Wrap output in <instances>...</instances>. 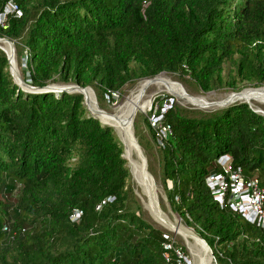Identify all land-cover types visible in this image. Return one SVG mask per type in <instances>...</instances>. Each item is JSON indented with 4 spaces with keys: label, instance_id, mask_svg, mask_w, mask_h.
<instances>
[{
    "label": "trees",
    "instance_id": "trees-1",
    "mask_svg": "<svg viewBox=\"0 0 264 264\" xmlns=\"http://www.w3.org/2000/svg\"><path fill=\"white\" fill-rule=\"evenodd\" d=\"M13 1L22 16H9L0 36L35 87L59 70L108 93L161 72L208 90L225 65L264 82V0ZM164 120L172 132L157 146L172 212L216 264H264V228L221 208L206 182L228 157L264 187V116L235 102L204 117L169 108ZM123 152L82 94L21 90L0 50V264H178L173 250L163 256L169 234L144 219L127 185Z\"/></svg>",
    "mask_w": 264,
    "mask_h": 264
},
{
    "label": "rangeland",
    "instance_id": "rangeland-1",
    "mask_svg": "<svg viewBox=\"0 0 264 264\" xmlns=\"http://www.w3.org/2000/svg\"><path fill=\"white\" fill-rule=\"evenodd\" d=\"M0 38H7L2 37ZM9 39V38H8ZM10 40V39H9ZM2 41V40H1ZM11 41V40H10ZM5 42V41H3ZM13 42V41H12ZM7 43V42H5ZM3 44H0V50H2L6 55L8 52ZM14 50V68L16 75H12L14 82L19 86L22 90L25 87H22L18 83V80L21 78L24 81L23 76H25L24 72H22V61L23 55L19 54L16 51V48L13 44ZM8 58V56H7ZM9 61V60H8ZM10 65V71L12 70V60ZM58 71V72H57ZM53 76L47 81V86H50L55 90H64L69 94L72 93H80L84 97V105L86 106L90 115L95 118H98L102 124L108 125L112 127L119 138V140L123 144V157L126 159V165L130 169V178L128 180L127 185L133 190L136 199L139 201L142 207V214L146 221L151 223L153 226L162 229L164 232L168 233L171 239L174 240L175 244L181 251L184 252V255L187 257L188 264H202V259L196 257L194 253L200 254L198 247L193 244L192 240H186L181 234L171 231L169 228L164 226L162 223L158 210L160 209L162 213L176 226H180L182 229L189 231L196 235L193 229L189 228L180 217H178L175 213L172 212L171 208L168 205L166 200L165 191L163 188V182L160 176L161 169V157L159 154L158 146L153 139V134L149 130L148 127V117L151 110H154L156 107L161 106L162 104L169 102L171 103V110L178 112L181 116L185 117H204L210 113H214L219 111L220 109L226 107L235 102H245L249 104V106L257 113H260L264 116V96H254L252 101H244V100H235L233 102L227 104H220L219 102L225 99L228 95L231 94H241L244 91L248 90H259L264 88V82L259 85L255 83L244 80L243 77L238 76L236 72L225 65L221 71L220 78L218 80L219 86L217 88H212L208 90H204L200 88V86L195 83L189 76L180 77L175 73L171 72H161L152 78L146 77H134L132 81L128 82L124 85V87L115 91V94L102 92L99 88L95 87L92 83L82 82L77 84L73 82L70 78L65 79V75L61 74L59 70H57ZM27 75H29L27 73ZM161 78L164 80H168L169 82H175L183 87L186 93L190 94L194 97L203 98L205 101L209 102V107H201L195 104H192L184 99L179 98L177 95L172 93L166 85L153 83L144 89L142 102L145 101L144 105L138 110L137 114L133 118V122L131 124L132 136L134 137V141L137 145V150L134 153L133 157L136 163L135 167L139 168L141 176L152 180L151 191L141 185L138 179L135 177L132 171V164L126 155V149L124 146V140L121 134L110 124L104 123L95 113L92 111L90 106L88 107L85 102V95L82 92L81 88L91 90L92 95L96 104L103 111L108 113H114L118 107L123 105L129 98L134 96L137 91L140 89V86L145 81H152L153 79ZM223 83V84H222ZM30 85V83H27ZM96 84V83H95ZM222 84V85H221ZM29 91H32L28 89ZM53 90V91H55ZM82 92V93H81ZM241 92V93H240ZM171 93V94H170ZM148 99V100H147ZM212 104V106L210 105ZM151 109V110H150ZM146 119V120H145ZM129 134V130H126ZM123 140V141H122ZM154 188V189H153ZM198 236V235H196ZM199 237V236H198ZM185 239V240H184ZM202 242V241H201ZM188 243V244H187ZM203 243V242H202ZM205 252L209 257V264H216L213 253L210 249H207L206 245L203 243ZM190 246V247H189ZM192 246V247H191ZM193 250H192V249ZM197 248V249H196Z\"/></svg>",
    "mask_w": 264,
    "mask_h": 264
},
{
    "label": "built area",
    "instance_id": "built-area-1",
    "mask_svg": "<svg viewBox=\"0 0 264 264\" xmlns=\"http://www.w3.org/2000/svg\"><path fill=\"white\" fill-rule=\"evenodd\" d=\"M9 16L19 18L22 11L18 4L9 0L0 12V27L5 29ZM115 94V92H110ZM171 108V103L166 102L154 110L148 117V124L154 134L156 144L164 148L168 137L171 135V125L164 120V114ZM221 171L207 177V185L214 200L221 208H228L239 212L250 223L264 228V187L257 176L246 177L240 168H233L230 159H220ZM98 208V206H97ZM82 214L79 209H74L70 215L73 222H77ZM6 229V227H4ZM171 238V237H170ZM174 240L163 244V256L169 260V251L173 250L177 256L178 264H188L184 252L174 245Z\"/></svg>",
    "mask_w": 264,
    "mask_h": 264
},
{
    "label": "bare ground",
    "instance_id": "bare-ground-1",
    "mask_svg": "<svg viewBox=\"0 0 264 264\" xmlns=\"http://www.w3.org/2000/svg\"><path fill=\"white\" fill-rule=\"evenodd\" d=\"M6 42V41H5ZM0 40V44H3L8 51L7 53L12 57V71L14 76L16 75L15 68H14V51L10 49L9 43H5ZM2 45V46H3ZM165 79V78H164ZM161 78L153 79L152 81H145L140 86V89L137 91V93L129 98L123 105L118 107V109L114 113H108L106 111H103L99 108V106L96 104L94 97L92 95L91 90H87L84 88H81L83 90L86 100H87V106L89 105L92 111L95 113L96 116H98L104 123L110 124L113 126L123 137L124 140V146L126 149V155L128 156V159L130 160V163L132 164V171L135 175V177L138 179L139 183L149 189L151 191V185L152 180H149L147 178H144L141 176L139 168L135 167L136 163L134 161L133 152L135 153L137 150V145L134 141V137L132 136V129L131 124L133 122V118L137 114L138 110L144 105L145 101L142 102V97L144 93V89L147 88L149 85L153 83L163 84L166 85L167 88L177 95L179 98L184 99L192 104L201 106V107H209V102L205 101L203 98L200 97H194L190 94L186 93L183 87L175 82H169L168 80H164ZM81 92V93H82ZM241 93V92H240ZM171 94V93H170ZM254 96H264V88H261L259 90H248L244 91L241 94H231L228 95L225 99L220 101V104H227L230 102H233L235 100H244V101H252V98ZM148 100V99H147ZM212 106V104H210ZM88 106V107H89ZM126 130H129V134L126 132ZM122 140V141H123ZM137 166V165H136ZM153 186V185H152ZM154 189V188H153ZM152 192V191H151ZM159 217L167 228H169L171 231H175L181 236H183L186 240H192L195 247L197 246L200 254L194 253L196 257H200L202 259V264H209V257L207 253L205 252V247L201 240L194 235L193 233L186 231L182 229L180 226H176L173 224L159 209L158 210ZM184 239V240H185ZM188 244V243H187ZM190 247V246H189ZM192 247V246H191ZM192 249V248H191ZM197 249V248H196ZM193 250V249H192Z\"/></svg>",
    "mask_w": 264,
    "mask_h": 264
},
{
    "label": "water",
    "instance_id": "water-1",
    "mask_svg": "<svg viewBox=\"0 0 264 264\" xmlns=\"http://www.w3.org/2000/svg\"><path fill=\"white\" fill-rule=\"evenodd\" d=\"M0 40L6 41L7 43H9L10 49L12 50V52L14 51L13 50V42L12 41H10L8 38H0ZM7 56H8V60H9L8 62L11 64V60H12L11 54L10 55L8 54ZM9 67H10V65H9ZM10 72H11V75H14L12 70ZM18 83L20 85H22V87H25L22 90L25 91V92H28V93L44 92V91H53V90H55V89H52L50 86H47V85H45L43 87H35V86H32V85H29L25 81H23L21 78L18 80ZM28 89H30L32 91H29ZM61 91H64V90H55V92H61ZM85 102L87 104L86 97H85ZM198 238L206 245L207 249H209V246L207 245V243L203 239H201L200 237H198Z\"/></svg>",
    "mask_w": 264,
    "mask_h": 264
},
{
    "label": "crops",
    "instance_id": "crops-1",
    "mask_svg": "<svg viewBox=\"0 0 264 264\" xmlns=\"http://www.w3.org/2000/svg\"><path fill=\"white\" fill-rule=\"evenodd\" d=\"M225 158L228 159V157H224V158H222V160L225 159Z\"/></svg>",
    "mask_w": 264,
    "mask_h": 264
}]
</instances>
